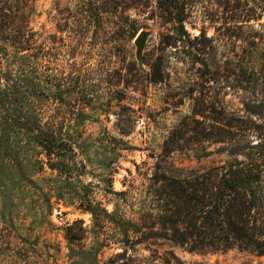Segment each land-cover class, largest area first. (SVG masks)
Listing matches in <instances>:
<instances>
[{"label":"rangeland","instance_id":"374dc122","mask_svg":"<svg viewBox=\"0 0 264 264\" xmlns=\"http://www.w3.org/2000/svg\"><path fill=\"white\" fill-rule=\"evenodd\" d=\"M81 2L34 0L28 51L0 39V264H264L136 232L158 170L238 164L264 189V0H186L183 27L151 0L127 28ZM40 127L73 148L55 168Z\"/></svg>","mask_w":264,"mask_h":264},{"label":"trees","instance_id":"16d2710c","mask_svg":"<svg viewBox=\"0 0 264 264\" xmlns=\"http://www.w3.org/2000/svg\"><path fill=\"white\" fill-rule=\"evenodd\" d=\"M81 1L82 6L87 5L93 12L95 20H102L106 13L114 25L127 28L129 17L125 11L141 6L148 8L151 0ZM155 1L162 18L183 27L186 0ZM33 5L34 0H0V39L11 43L19 53L31 47L34 32L29 23ZM39 133V144L49 156L50 167L55 168L56 162L51 156L73 148L49 129L40 127ZM152 178L159 185L156 195L160 209L154 225L143 222L136 231L141 234V241L162 239L190 252L238 248L264 255V189L257 172L230 164L201 173L190 171L183 177L158 170ZM123 223L129 242L131 227L139 229V226L131 220Z\"/></svg>","mask_w":264,"mask_h":264},{"label":"water","instance_id":"95a60500","mask_svg":"<svg viewBox=\"0 0 264 264\" xmlns=\"http://www.w3.org/2000/svg\"><path fill=\"white\" fill-rule=\"evenodd\" d=\"M147 33L144 31H141L138 36L135 38V44L137 46V52H136V56L137 58H141V52L143 49V45L145 43V39H146Z\"/></svg>","mask_w":264,"mask_h":264}]
</instances>
